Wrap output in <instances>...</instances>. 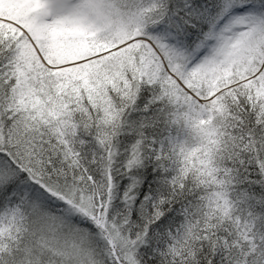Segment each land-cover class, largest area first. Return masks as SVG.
<instances>
[{"label":"snow or ice","instance_id":"1","mask_svg":"<svg viewBox=\"0 0 264 264\" xmlns=\"http://www.w3.org/2000/svg\"><path fill=\"white\" fill-rule=\"evenodd\" d=\"M0 264H264V0H0Z\"/></svg>","mask_w":264,"mask_h":264}]
</instances>
